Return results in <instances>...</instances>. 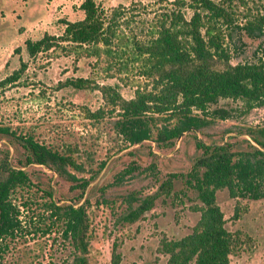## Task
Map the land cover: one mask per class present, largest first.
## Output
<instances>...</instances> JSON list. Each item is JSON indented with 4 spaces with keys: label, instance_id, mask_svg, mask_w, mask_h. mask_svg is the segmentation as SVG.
<instances>
[{
    "label": "rangeland",
    "instance_id": "374dc122",
    "mask_svg": "<svg viewBox=\"0 0 264 264\" xmlns=\"http://www.w3.org/2000/svg\"><path fill=\"white\" fill-rule=\"evenodd\" d=\"M80 1L0 0V80L17 69L20 60L26 63L16 78L0 84V123L71 152L85 167L106 160L83 193L91 201L85 209L89 221L85 253L88 264H112V245L119 252L118 264H164L165 255L156 250L160 237L187 233L198 217L193 208L198 200L185 181L197 153L192 132L179 136L172 148H157L149 142L155 155L148 154L145 146L127 153L129 147L120 149L121 140L111 129L109 116L100 122L88 116L87 108L93 110L102 104L99 91L65 83L67 78L82 77L114 84L125 98L131 97L136 88H148L151 78L144 74L146 55L138 53L135 42L149 40L155 34L159 13L173 6V0H95L108 13L112 9L122 13L108 44L54 47L28 57L23 40L38 38L43 32L59 34L62 22L58 19L82 17ZM225 5L231 11L232 22L226 27L222 24L221 30L230 61L264 58V22L257 18L264 20V0H227ZM189 14L186 9L185 15ZM254 20L261 23V28L252 26L251 32L241 28ZM208 25L210 22H205L202 31ZM150 60L148 57V65ZM228 104L242 106L239 101H218V105ZM212 119L204 127L206 134L197 135L205 141H234L231 136L236 130L232 129L247 123L264 124V105L253 106L245 113L235 110L224 119ZM4 145V138H0V147ZM9 149L12 161L14 151ZM130 159H136L140 166L125 174L120 182L109 184ZM150 161L154 164L151 170ZM25 169L32 184L16 187L11 193L12 201L18 203L21 227L13 237L2 240L5 246L0 252V264H73L70 239L63 236L61 222H53L54 216L43 206L49 198L58 203L69 202L68 182L40 165ZM77 174L86 176L87 172ZM167 174L172 175V190L158 196L135 221H122L125 201H121V195L150 192ZM50 188L51 196L45 192ZM261 192L257 198H248L231 197L225 189L216 191L226 228L241 240L229 254V264H264V189ZM99 194H105L110 206L95 201Z\"/></svg>",
    "mask_w": 264,
    "mask_h": 264
},
{
    "label": "trees",
    "instance_id": "16d2710c",
    "mask_svg": "<svg viewBox=\"0 0 264 264\" xmlns=\"http://www.w3.org/2000/svg\"><path fill=\"white\" fill-rule=\"evenodd\" d=\"M226 1L173 0V6L159 13L155 34L149 40L135 42L138 53L146 55L144 74L151 78L150 85L134 89L131 97H123L114 84L91 82L87 78L70 77L65 83L99 91L102 104L93 110L87 108L88 116L95 122L109 116L110 127L121 140L120 149L129 147L127 153L145 146L148 154L155 155L149 142L157 148H172L179 136L192 132L197 153L192 157L185 181L198 200L193 206L198 217L187 233L160 237L156 250L165 255L164 264H229V254L241 240L237 233L226 228L216 191L225 189L231 197L257 198L264 189V124L247 123L232 129L236 130L231 136L234 141H205L197 135L206 134L204 127L213 122L212 118L224 119L235 110L245 113L253 106L264 105V58L231 62L230 52L223 45L221 25L226 27L232 22ZM79 8L81 18L58 19L62 22L59 34L43 32L38 38H25L27 56L54 47L108 44L122 13L116 9L108 13L95 0H81ZM186 9L190 10L188 16ZM257 18L264 22L262 17ZM207 21L210 25L202 31ZM252 26L261 28V23L245 22L241 28L251 32ZM148 57L152 59L149 65ZM25 64L20 60L18 68L4 76L0 84L16 78ZM220 99L239 101L242 106L218 105ZM0 138L5 143L0 147V252L5 246L2 240L13 237L21 227L18 203L12 201L11 193L16 187L32 184L26 166L40 165L68 182L69 202L58 203L49 198L43 206L54 216L53 222H61L63 236L70 239L73 264H88L85 253L89 221L85 209L91 201L83 193L106 160L85 167L71 152L51 147L7 124L0 123ZM139 166L136 159H130L109 184L120 182ZM148 168H154L152 161ZM169 176L172 175L158 181L150 192L121 195V201H125L121 220L135 221L153 206L158 196L169 193L172 190ZM51 191L45 190L49 196ZM107 200L105 194L95 197L97 203L110 206ZM236 209L237 206L234 216ZM110 257L112 264L119 263L114 245Z\"/></svg>",
    "mask_w": 264,
    "mask_h": 264
}]
</instances>
